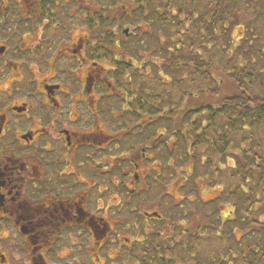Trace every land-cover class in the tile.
Returning <instances> with one entry per match:
<instances>
[{"label": "flooded vegetation", "instance_id": "flooded-vegetation-1", "mask_svg": "<svg viewBox=\"0 0 264 264\" xmlns=\"http://www.w3.org/2000/svg\"><path fill=\"white\" fill-rule=\"evenodd\" d=\"M81 4L0 0V264H182L200 224L160 194L192 133L124 32L63 30Z\"/></svg>", "mask_w": 264, "mask_h": 264}, {"label": "trees", "instance_id": "trees-1", "mask_svg": "<svg viewBox=\"0 0 264 264\" xmlns=\"http://www.w3.org/2000/svg\"><path fill=\"white\" fill-rule=\"evenodd\" d=\"M96 2L82 24L91 33H119L124 21L149 28L129 31L131 46L123 48L138 59L139 50L153 49L162 59L144 69L154 66L157 98L180 106V128L192 133L191 167L183 148L181 191L217 189L199 206L204 221L196 235L182 232L180 263L264 264V0ZM236 27L244 30L238 44L231 36ZM186 198L173 208L191 211L198 199Z\"/></svg>", "mask_w": 264, "mask_h": 264}, {"label": "rangeland", "instance_id": "rangeland-1", "mask_svg": "<svg viewBox=\"0 0 264 264\" xmlns=\"http://www.w3.org/2000/svg\"><path fill=\"white\" fill-rule=\"evenodd\" d=\"M76 2L79 1L80 3H82L81 5H83V7H85L87 9V11L90 13V11L93 13L94 10H95V7L97 6V2L96 0H75ZM99 6V5H98ZM97 6V7H98ZM84 10H77L72 16H67L66 14H63V15H58L59 17H61L60 19V22L63 23L65 25V29L63 30H66L67 28H70V34L72 33H77L78 31L79 32H82V31H85L87 33H89L90 31L84 27V26H81L80 28L77 27V22H79L78 19H80V22L81 24H83V21H82V12ZM58 16H56L54 18V22L53 24H55V20L57 18H59ZM84 20V19H83ZM122 24V28L120 27L119 29V33L122 32V29L123 28H128V31L127 33H124L126 34L127 36H121V38L123 39H126L127 40H132V35L129 34V31L131 32H138L139 30L141 31V33L149 30L148 27H146L145 25H141L140 27H137L133 24H127L125 21L121 23ZM129 26V27H128ZM74 28V29H73ZM95 28V27H94ZM147 29V30H146ZM69 30V29H68ZM102 30V29H101ZM238 30L240 31L238 33ZM243 28H233V30L231 31V36H233V40H234V43L235 44H238L240 42V39H239V35L243 34ZM260 31L263 32V38H264V25L263 27H260ZM100 32V31H99ZM98 32V33H99ZM58 33V32H57ZM91 33V32H90ZM97 33V32H96ZM101 34H104L103 32H100ZM123 33V32H122ZM154 33V32H153ZM56 34V33H54ZM144 34V33H143ZM159 34V33H157ZM244 34H246V32H244ZM161 38H163V35H160ZM103 38V37H102ZM163 39H167L166 36H164ZM152 50L153 49H149L148 50H139L140 52V61H143V62H146V63H150L151 61L150 60H157V61H162V59L160 58V55L159 53H155L153 55H151L150 53H152ZM168 52H172V51H168ZM156 58V59H153V58ZM153 70H154V66H148L146 68L145 71H140L139 69L137 70V68L135 69V71H138L141 73L142 77L140 76V79H143L145 81H149V82H152L153 79H154V73H153ZM181 94V92H179ZM190 93V92H189ZM181 96V95H180ZM162 123V122H161ZM158 124H159V120H158ZM217 159V158H215ZM203 186V185H202ZM195 189V190H194ZM191 188L190 192L186 193V195L183 194L182 191L179 192L178 190V187L177 185H175L173 182L169 181V183L167 182L166 184V187L164 190V193L160 194V198L163 199L162 201H164L163 203V206L161 207L162 209L166 208L167 210H171V209H174L173 206L171 205H177L178 203H180L181 201H183V203L185 202V200L187 201L188 199L186 198V196L188 198H194L195 196L197 197L196 199H198V201L195 203H193V208L191 209V211L189 212L188 210H186L188 213H191L192 216L193 215H196L194 217V222L198 223V224H203V218L204 216L202 215L203 212L201 210V208L199 207L200 205L203 206L205 204L208 205V203L210 202L211 199L209 198H213L216 194H217V189H213L211 186H207L206 188H201L200 185L197 186V188ZM172 193L173 196L170 197L169 194L167 193ZM153 200H155V198H152ZM209 199V200H208ZM204 202V203H201V202ZM153 201H151L152 203ZM160 203V202H159ZM159 203L157 205H154L152 206L151 208L155 207V208H159ZM154 204V203H153ZM152 204V205H153ZM171 208V209H168ZM205 212H210L208 210H206ZM167 216H169V211L167 213ZM174 219H175V216H172ZM190 220V219H188ZM175 222V225H176V221L174 220ZM192 223V224H195V223ZM192 227V226H191ZM236 234H240L238 231L235 232Z\"/></svg>", "mask_w": 264, "mask_h": 264}, {"label": "water", "instance_id": "water-1", "mask_svg": "<svg viewBox=\"0 0 264 264\" xmlns=\"http://www.w3.org/2000/svg\"><path fill=\"white\" fill-rule=\"evenodd\" d=\"M127 31H128V28H125V29L123 30L124 33H127Z\"/></svg>", "mask_w": 264, "mask_h": 264}]
</instances>
